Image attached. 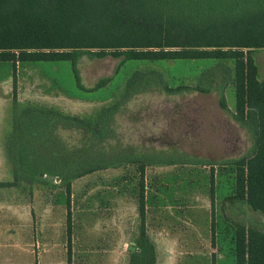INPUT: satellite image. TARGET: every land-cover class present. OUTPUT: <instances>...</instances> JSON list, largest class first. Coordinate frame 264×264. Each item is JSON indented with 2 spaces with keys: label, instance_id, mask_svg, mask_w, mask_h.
Here are the masks:
<instances>
[{
  "label": "rangeland",
  "instance_id": "1",
  "mask_svg": "<svg viewBox=\"0 0 264 264\" xmlns=\"http://www.w3.org/2000/svg\"><path fill=\"white\" fill-rule=\"evenodd\" d=\"M252 54L258 78L264 79V48H256ZM212 64L201 59L148 62L82 55L77 67L86 90L76 85L66 61L19 64L15 76L5 83L19 105H48L86 117L119 100L126 79L136 69H157L173 86L193 85L199 73ZM6 66L0 62V77ZM102 78H108L107 83L94 89ZM218 94H137L104 127V144H96L84 130L63 133L64 149L71 154L166 155L176 161L145 167V191L151 199L144 228L154 243L155 264H233L219 250L217 240L211 241V218L219 224L241 222L264 230V211L225 199L227 192L213 202L210 198L211 170L215 183L225 190V180L231 176L229 162L246 155L253 146L249 132L230 114L234 110L232 86L223 91L228 111L219 107ZM136 166L108 167L73 179L69 211L59 180L19 183L16 189L24 193L23 201L39 209V226L32 231L34 242L37 238L39 243L33 246L34 264H127L140 230Z\"/></svg>",
  "mask_w": 264,
  "mask_h": 264
},
{
  "label": "trees",
  "instance_id": "2",
  "mask_svg": "<svg viewBox=\"0 0 264 264\" xmlns=\"http://www.w3.org/2000/svg\"><path fill=\"white\" fill-rule=\"evenodd\" d=\"M256 48H264V0H0V62L11 64L13 77L17 64L66 61L76 85L86 90L77 67L82 55L148 62L213 61L193 85L173 86L157 69H136L126 79L119 100L86 117L48 105H19L14 97L12 129L5 144L14 181L0 185L59 180L69 211L73 179L108 167L137 165L140 230L127 264H155L154 243L144 228L151 199L145 191V167L176 161L166 155L71 154L64 149L63 133L84 130L96 144H104V127L114 115L135 95L150 91L168 95L217 91L219 107L228 111L223 91L231 85L234 110L230 114L249 132L253 146L229 162L231 176L225 180V190L215 183L211 170L210 198L213 202L227 192L225 199L263 212L264 79L258 78L252 54ZM107 81L102 78L93 88ZM209 226L211 241L217 240L219 250L233 264H264V230L241 222L219 224L213 218Z\"/></svg>",
  "mask_w": 264,
  "mask_h": 264
},
{
  "label": "crops",
  "instance_id": "3",
  "mask_svg": "<svg viewBox=\"0 0 264 264\" xmlns=\"http://www.w3.org/2000/svg\"><path fill=\"white\" fill-rule=\"evenodd\" d=\"M7 64L4 77H0V183L14 181L13 166L8 160L5 144L12 129L13 100L6 88L7 80L12 76V67ZM17 64L16 67H18ZM0 185V264H34L33 227L39 223L38 208L24 202V193L17 185ZM52 209L45 208L44 211ZM44 214H48L45 212ZM49 220V219H46ZM32 248V249H31ZM38 257V256H37Z\"/></svg>",
  "mask_w": 264,
  "mask_h": 264
},
{
  "label": "water",
  "instance_id": "4",
  "mask_svg": "<svg viewBox=\"0 0 264 264\" xmlns=\"http://www.w3.org/2000/svg\"><path fill=\"white\" fill-rule=\"evenodd\" d=\"M48 178H53V176L52 175H48Z\"/></svg>",
  "mask_w": 264,
  "mask_h": 264
}]
</instances>
